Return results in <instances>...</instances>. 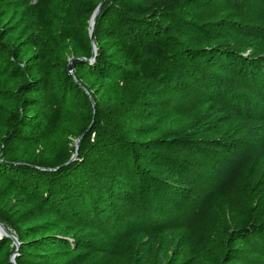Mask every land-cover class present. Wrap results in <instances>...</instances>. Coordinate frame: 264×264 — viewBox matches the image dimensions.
I'll list each match as a JSON object with an SVG mask.
<instances>
[{"label": "trees", "instance_id": "16d2710c", "mask_svg": "<svg viewBox=\"0 0 264 264\" xmlns=\"http://www.w3.org/2000/svg\"><path fill=\"white\" fill-rule=\"evenodd\" d=\"M101 1L0 0L16 263L264 264V0Z\"/></svg>", "mask_w": 264, "mask_h": 264}, {"label": "water", "instance_id": "95a60500", "mask_svg": "<svg viewBox=\"0 0 264 264\" xmlns=\"http://www.w3.org/2000/svg\"><path fill=\"white\" fill-rule=\"evenodd\" d=\"M106 1L107 0H102L96 6V8L94 9V11H93V13H92V15L90 17V20H89V38H90L91 45H92V57L90 59H86L89 62H92L95 59V57H96L97 49H96V46H95V43H94V37H93L94 25H95V22H96V18L99 15V13L101 12V10L103 8V5H104V3ZM72 61H73V58H71L69 60V63H68V70H69L70 73H72V71H73ZM86 132L83 133V134H81L79 137H77L75 139V141H74V151L71 154L69 160L63 166H61L59 168H55V169H44V168H42L40 170L41 171H44V172H54V171H57L58 169H60L62 167H65V166L73 163L77 159L78 152H79V147H80V143H81V140L83 139L84 135L86 134ZM2 238H8V239L12 240L13 246L16 247V251L14 252V254H12L10 256L9 261H10L11 264H17L16 263V257H17L18 249L20 247V243L18 242L17 238L14 235L10 234L5 229V227L3 226V224L0 222V239H2Z\"/></svg>", "mask_w": 264, "mask_h": 264}, {"label": "rangeland", "instance_id": "374dc122", "mask_svg": "<svg viewBox=\"0 0 264 264\" xmlns=\"http://www.w3.org/2000/svg\"><path fill=\"white\" fill-rule=\"evenodd\" d=\"M71 57L68 59L70 60ZM70 73V72H69ZM72 76H74V72L72 71V73H70ZM86 94V98L87 99H83V98H79L77 99L76 101V106L77 108H79L77 114L75 115V120L79 123H81L80 121L82 122H88L89 121V118H90V113L91 111L93 110V113L95 111V105H94V100L93 98L90 96V94L86 91L85 92ZM87 101V102H86ZM92 105V106H91ZM89 117V118H88ZM77 122H73L72 126H77ZM92 122V121H91ZM87 124H91L90 121L87 123ZM89 127V125L87 126ZM78 136H72L71 134L68 136V145H70L71 147L74 146V141L75 139L77 138ZM1 222V221H0ZM3 224V226L5 227V229L12 235H14L16 238V234L15 232L13 231V229H11L10 227H8L7 225H5L3 222H1ZM18 240V239H17ZM19 242V241H18ZM12 247H14V250L11 252L10 256L12 254H14V252L16 251V247L13 246L12 244ZM20 248V247H19ZM19 251V249H18ZM18 255V253H17ZM10 258V257H9ZM17 258V257H16Z\"/></svg>", "mask_w": 264, "mask_h": 264}]
</instances>
